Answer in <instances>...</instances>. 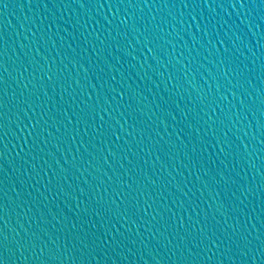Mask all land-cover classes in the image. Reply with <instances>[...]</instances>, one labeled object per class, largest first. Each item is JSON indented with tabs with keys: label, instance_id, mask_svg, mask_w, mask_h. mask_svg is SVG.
I'll return each mask as SVG.
<instances>
[{
	"label": "water",
	"instance_id": "obj_1",
	"mask_svg": "<svg viewBox=\"0 0 264 264\" xmlns=\"http://www.w3.org/2000/svg\"><path fill=\"white\" fill-rule=\"evenodd\" d=\"M0 104L3 264H264V0H3Z\"/></svg>",
	"mask_w": 264,
	"mask_h": 264
},
{
	"label": "snow or ice",
	"instance_id": "obj_2",
	"mask_svg": "<svg viewBox=\"0 0 264 264\" xmlns=\"http://www.w3.org/2000/svg\"><path fill=\"white\" fill-rule=\"evenodd\" d=\"M0 3H3V0H0ZM7 5H5V7H6ZM121 95H123V94H121ZM0 106H2V104H0ZM0 208H4V210L6 211V206H3V205H0ZM5 239H6V237H5ZM5 247H6V245H4ZM0 264H3V260L2 259H0Z\"/></svg>",
	"mask_w": 264,
	"mask_h": 264
}]
</instances>
